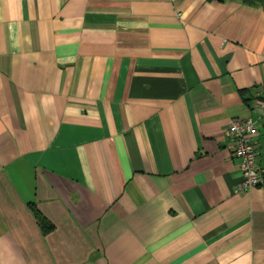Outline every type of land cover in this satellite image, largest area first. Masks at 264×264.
<instances>
[{
  "label": "crops",
  "instance_id": "1",
  "mask_svg": "<svg viewBox=\"0 0 264 264\" xmlns=\"http://www.w3.org/2000/svg\"><path fill=\"white\" fill-rule=\"evenodd\" d=\"M262 95L264 0H0V264H264Z\"/></svg>",
  "mask_w": 264,
  "mask_h": 264
},
{
  "label": "built area",
  "instance_id": "2",
  "mask_svg": "<svg viewBox=\"0 0 264 264\" xmlns=\"http://www.w3.org/2000/svg\"><path fill=\"white\" fill-rule=\"evenodd\" d=\"M251 108L258 119L264 118V95L255 98ZM256 122L251 116L233 117L224 129V135L232 141V155L239 159L241 181L236 191L245 192L264 182L258 164L259 152L255 147L258 134Z\"/></svg>",
  "mask_w": 264,
  "mask_h": 264
},
{
  "label": "trees",
  "instance_id": "3",
  "mask_svg": "<svg viewBox=\"0 0 264 264\" xmlns=\"http://www.w3.org/2000/svg\"><path fill=\"white\" fill-rule=\"evenodd\" d=\"M263 175V179H264V173H262ZM39 222H41V225L43 226V228H47V227H51L52 225L46 221V218H43L42 216L38 219Z\"/></svg>",
  "mask_w": 264,
  "mask_h": 264
}]
</instances>
